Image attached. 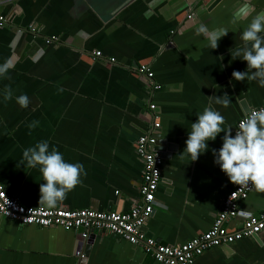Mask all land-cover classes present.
Returning a JSON list of instances; mask_svg holds the SVG:
<instances>
[{"label":"crops","instance_id":"0c3cea01","mask_svg":"<svg viewBox=\"0 0 264 264\" xmlns=\"http://www.w3.org/2000/svg\"><path fill=\"white\" fill-rule=\"evenodd\" d=\"M256 15L264 16V0H0V64L13 65L0 78V185L24 206L45 207L39 171L21 162L24 148L47 140L87 173L56 208L128 211L139 200L142 172L133 144L150 128L153 103L161 182L142 231L165 245L206 232L235 185L213 163L223 133L196 161L181 153L204 107L219 111L233 134L240 117L264 106V87L231 75L246 70L229 50L241 46L239 33ZM201 24L229 31L216 49L196 32ZM139 65L149 67L159 89L136 73ZM6 88L12 98L5 101ZM224 93L228 107L209 100ZM21 94L26 108L16 103ZM34 120L39 124L29 129ZM238 208L225 232L263 210L264 193L252 190ZM93 233L87 243L80 230L0 216V264H80V256L81 264H158L140 246ZM193 264H264V231L207 249Z\"/></svg>","mask_w":264,"mask_h":264},{"label":"clouds","instance_id":"9594fccd","mask_svg":"<svg viewBox=\"0 0 264 264\" xmlns=\"http://www.w3.org/2000/svg\"><path fill=\"white\" fill-rule=\"evenodd\" d=\"M196 32L204 37L209 49H216L218 41L229 31L210 30L201 24ZM239 39L241 46L229 51L233 60L246 62V70H234L232 78L236 81H256L258 86L264 87V16H254L240 31ZM12 67L8 60L0 64V78H8ZM2 96L5 101L12 98L11 90L6 88ZM15 99L21 108L28 107L30 102L28 96L23 94ZM209 100L223 107H228L231 102L227 93L210 96ZM38 124L39 121L34 120L28 127L32 129ZM231 129L219 111L206 106L191 123L181 154L187 155L190 161H196L199 155L208 150L207 142L215 141L218 134L223 133L220 136L221 147L211 150L213 163L219 166L229 182L264 193V108L253 110L242 119L235 127L234 135ZM21 164L39 171L43 180L39 184V204L47 208H55L87 175L81 163L66 161L54 145L50 148L47 140L24 148Z\"/></svg>","mask_w":264,"mask_h":264},{"label":"built area","instance_id":"2783aa9c","mask_svg":"<svg viewBox=\"0 0 264 264\" xmlns=\"http://www.w3.org/2000/svg\"><path fill=\"white\" fill-rule=\"evenodd\" d=\"M6 19L0 16V26ZM34 31V28L31 29ZM48 42H57L48 39ZM95 57L101 53L96 51ZM113 62V59H110ZM136 73L144 77L152 91L159 89L153 80L152 72L147 65H139ZM264 108V106L250 109L240 117L233 128L251 111ZM152 115L150 128L139 135L133 144L136 156L142 162L141 183L139 187V200L128 211H96L93 209L67 210L63 208H47L24 206L18 199L6 193L0 185V216L10 219L19 225H33L37 227H61L67 230L78 231L86 239L94 231L106 232L121 238L133 246H140L158 264H193L197 255L203 251L226 244L233 243L243 237L257 235L264 231V209L257 214L248 213L240 226L233 232H225L224 224L238 215V204L253 190L247 187L234 185L223 197L220 209L214 217L211 227L204 233L177 245H165L152 238H146L142 227L153 212L155 192L161 182L162 158L156 149V132L160 127L157 117L153 114L155 105L148 103Z\"/></svg>","mask_w":264,"mask_h":264},{"label":"water","instance_id":"95a60500","mask_svg":"<svg viewBox=\"0 0 264 264\" xmlns=\"http://www.w3.org/2000/svg\"><path fill=\"white\" fill-rule=\"evenodd\" d=\"M158 138V137H157ZM156 148H157V144H156ZM158 149V148H157ZM93 236H94V233H91L87 238H86V240H87V243L88 242H91V239L93 238ZM252 236H256V235H252ZM84 261H85V257H81L80 256V258H79V262H81V263H84ZM78 262V263H79ZM80 263V264H81Z\"/></svg>","mask_w":264,"mask_h":264}]
</instances>
